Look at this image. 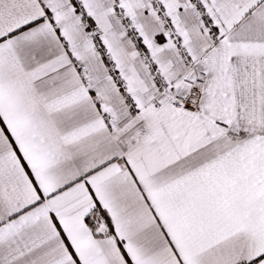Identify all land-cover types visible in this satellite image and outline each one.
<instances>
[{"label":"snow or ice","instance_id":"obj_1","mask_svg":"<svg viewBox=\"0 0 264 264\" xmlns=\"http://www.w3.org/2000/svg\"><path fill=\"white\" fill-rule=\"evenodd\" d=\"M0 264H264V0H0Z\"/></svg>","mask_w":264,"mask_h":264}]
</instances>
